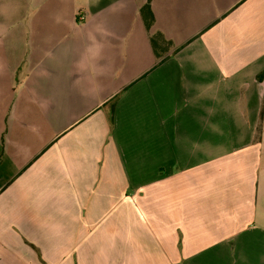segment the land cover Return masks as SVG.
Wrapping results in <instances>:
<instances>
[{
    "label": "crops",
    "instance_id": "0c3cea01",
    "mask_svg": "<svg viewBox=\"0 0 264 264\" xmlns=\"http://www.w3.org/2000/svg\"><path fill=\"white\" fill-rule=\"evenodd\" d=\"M147 1L4 11L0 264H264V0Z\"/></svg>",
    "mask_w": 264,
    "mask_h": 264
},
{
    "label": "trees",
    "instance_id": "16d2710c",
    "mask_svg": "<svg viewBox=\"0 0 264 264\" xmlns=\"http://www.w3.org/2000/svg\"><path fill=\"white\" fill-rule=\"evenodd\" d=\"M139 13L145 29L149 31L154 22L153 14L149 5V0L140 8ZM150 43L153 48V51H155V54L157 49L156 46L158 44H161L162 46H167L169 44L167 41H165L163 35L159 32H155L150 36Z\"/></svg>",
    "mask_w": 264,
    "mask_h": 264
},
{
    "label": "rangeland",
    "instance_id": "374dc122",
    "mask_svg": "<svg viewBox=\"0 0 264 264\" xmlns=\"http://www.w3.org/2000/svg\"><path fill=\"white\" fill-rule=\"evenodd\" d=\"M58 1V0H56ZM19 3V0H0V19L4 17L3 15H8V19L14 20V18L11 16V12H4L9 10L10 6H14L15 4ZM25 5L28 3H31V0H24ZM236 127L235 125H233Z\"/></svg>",
    "mask_w": 264,
    "mask_h": 264
}]
</instances>
